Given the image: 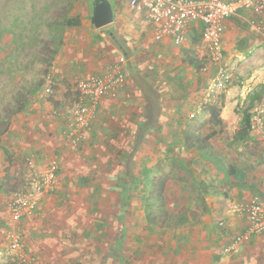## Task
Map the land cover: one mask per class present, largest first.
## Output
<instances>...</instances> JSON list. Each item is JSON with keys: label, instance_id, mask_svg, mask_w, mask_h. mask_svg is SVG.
I'll return each mask as SVG.
<instances>
[{"label": "rangeland", "instance_id": "374dc122", "mask_svg": "<svg viewBox=\"0 0 264 264\" xmlns=\"http://www.w3.org/2000/svg\"><path fill=\"white\" fill-rule=\"evenodd\" d=\"M95 1L0 0V248L12 225L38 264H255L251 237L226 252L234 232L218 221L229 198L264 200V144L243 120L264 102V57L235 73L200 38L156 55L142 12L108 0L113 20L97 28ZM66 17L80 22L67 26ZM122 55L121 89L101 98L110 104L95 107L78 145L65 144L80 81ZM215 65L229 78L207 94ZM136 75L159 90L168 113L183 100L195 105L183 112L192 122L180 146L161 152L153 129L132 151L145 113ZM50 162L54 188L12 224L9 199ZM0 264L15 263L0 254Z\"/></svg>", "mask_w": 264, "mask_h": 264}, {"label": "built area", "instance_id": "2783aa9c", "mask_svg": "<svg viewBox=\"0 0 264 264\" xmlns=\"http://www.w3.org/2000/svg\"><path fill=\"white\" fill-rule=\"evenodd\" d=\"M129 7L142 12L153 27V39H169L181 44L186 36L193 32L208 43L213 50V58L219 59L220 37L225 21L241 13L252 14L249 20L253 29L264 35V0H127ZM126 57L122 55L116 62L106 66L99 73L87 74L79 83L80 97L70 110L68 128L60 135L65 144L78 145L84 138V131L92 120L93 112L99 100L113 95L125 82L121 65ZM227 69L219 67L215 77L208 83V92L218 82L227 81ZM264 106L259 103L250 112L249 129L264 144ZM56 165L50 162L31 183L30 189L14 193L9 199V218L17 223L30 213L44 193L52 190L57 179ZM229 211L245 217L244 226L236 231L225 247L226 252H236L252 235L264 231V200L252 196L242 201H231ZM223 219L218 223L223 224ZM11 225L5 231L8 241L0 248V254L15 264H38L35 258L26 252L21 238Z\"/></svg>", "mask_w": 264, "mask_h": 264}, {"label": "crops", "instance_id": "0c3cea01", "mask_svg": "<svg viewBox=\"0 0 264 264\" xmlns=\"http://www.w3.org/2000/svg\"><path fill=\"white\" fill-rule=\"evenodd\" d=\"M111 8L114 13V9L112 6ZM251 18H254V15L241 13L235 17H232L231 19L226 20L223 33L221 34V37H220V47H222L223 49L222 52L220 51V54L224 55V59L229 63V67L235 73H246V71L252 67L251 65L252 63H256V64L261 63L264 57V35L258 33L257 31L253 29L252 25L249 22ZM81 21L83 22V19ZM151 29H152L151 42H153L155 45L153 52L156 55L167 53V47L173 46L175 44L169 39H163L162 41H155L153 39V27ZM196 38H199V36L194 34L193 32H190L186 36L185 40L183 41V45L190 44ZM111 63L113 62L100 65L95 71H92L89 73H99ZM71 67L73 66L69 64H64L63 69L65 72L69 73L70 71L72 72L73 68ZM219 67L221 66L218 65L216 67L215 65L214 68L215 69L217 68L218 70ZM119 89L121 88H118L117 91ZM108 100L109 98L107 99L104 98V99H101L100 102H98V104L96 105V110H95L97 114H99L100 112H103L105 107L110 104ZM162 100H163V97L160 96V101H159L160 102V114L158 115L157 123L153 128L149 129L148 131H150L151 134L153 132L151 130L153 129L154 131L155 130L158 131L156 133L157 136L163 141V143H165L161 147L162 148L161 152H167L168 150L165 148V146L167 147L170 146L171 148L174 145V143L181 142L180 144H178V146L183 144V141L185 139L186 126H189L188 124L192 122L191 118L188 117V115L184 114L183 112H185L188 108L193 107L195 105L190 104L189 101L183 100V101L178 102L176 107L174 108L176 113H172V111L171 112L169 111L168 113V106L164 107ZM259 103H262L264 106V102H259ZM225 104L227 106L229 103L226 101ZM164 108H166V110ZM170 108L172 109L173 107H170ZM141 109L142 111L145 109L144 102L141 104ZM225 114L223 112L220 113L219 114L220 118L225 120L226 119ZM143 115H144L143 116V119H144L145 113ZM263 117H264V114H263ZM143 119H140L141 120L140 123L142 122ZM176 151L178 152L179 150H176ZM243 200H246V199H243ZM44 201L45 199H43L41 202H44ZM231 201L232 202L240 201V199L229 198L226 201L225 208L222 212V215H220L219 219H223L224 222L226 221L229 227L231 228V232L235 233L236 231H238L244 226L245 217L242 215L241 216L234 215L233 213L229 211L230 209H229L228 204ZM112 202L114 203L113 199H112ZM245 246H246L245 249L247 250L246 251L247 254L249 252H251V254L256 253L257 261L255 264H264V231L256 235H252L249 242ZM248 264H252V263H250L249 261Z\"/></svg>", "mask_w": 264, "mask_h": 264}, {"label": "trees", "instance_id": "16d2710c", "mask_svg": "<svg viewBox=\"0 0 264 264\" xmlns=\"http://www.w3.org/2000/svg\"><path fill=\"white\" fill-rule=\"evenodd\" d=\"M80 22L78 17H66L64 19V24L67 26L78 25ZM135 85L140 89L145 105V117L142 122L139 124L138 129L134 135V144L132 151H135L137 146L141 143V139L149 129L153 128L160 114V92L159 90L152 85L149 81L143 78L140 75L134 76ZM250 114H246L243 118L244 122L249 125ZM196 149H199V146H196ZM201 155L204 156L203 153Z\"/></svg>", "mask_w": 264, "mask_h": 264}, {"label": "water", "instance_id": "95a60500", "mask_svg": "<svg viewBox=\"0 0 264 264\" xmlns=\"http://www.w3.org/2000/svg\"><path fill=\"white\" fill-rule=\"evenodd\" d=\"M113 20V11L108 0H96L93 7L91 22L99 28Z\"/></svg>", "mask_w": 264, "mask_h": 264}]
</instances>
